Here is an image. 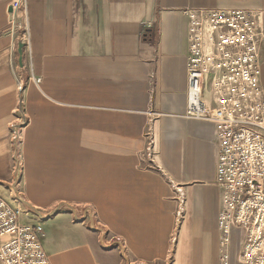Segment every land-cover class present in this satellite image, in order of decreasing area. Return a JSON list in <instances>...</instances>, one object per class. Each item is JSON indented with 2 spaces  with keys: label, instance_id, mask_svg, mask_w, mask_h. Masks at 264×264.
Segmentation results:
<instances>
[{
  "label": "crops",
  "instance_id": "obj_1",
  "mask_svg": "<svg viewBox=\"0 0 264 264\" xmlns=\"http://www.w3.org/2000/svg\"><path fill=\"white\" fill-rule=\"evenodd\" d=\"M213 8L259 13L264 94V0H0V197L43 226L51 264L239 257L243 231L224 245L218 229L216 125L187 116L192 29Z\"/></svg>",
  "mask_w": 264,
  "mask_h": 264
},
{
  "label": "built area",
  "instance_id": "obj_2",
  "mask_svg": "<svg viewBox=\"0 0 264 264\" xmlns=\"http://www.w3.org/2000/svg\"><path fill=\"white\" fill-rule=\"evenodd\" d=\"M26 3L11 0L14 10ZM199 17L206 26L192 29L187 116L216 125V182L224 190L218 216L223 244L230 242L235 228L241 229L243 262L264 264V94L260 85L259 13L213 8L203 10ZM207 35L213 48L206 46ZM211 68L222 72L215 82L219 104L214 109L203 97L206 74ZM23 213L0 197V264H51L42 243L43 226L23 222ZM228 258L226 252L222 260Z\"/></svg>",
  "mask_w": 264,
  "mask_h": 264
},
{
  "label": "rangeland",
  "instance_id": "obj_3",
  "mask_svg": "<svg viewBox=\"0 0 264 264\" xmlns=\"http://www.w3.org/2000/svg\"><path fill=\"white\" fill-rule=\"evenodd\" d=\"M40 80V79H39ZM37 82H40L38 81L37 79ZM87 220H88V223L91 224L94 226V228H101L102 227L97 223V219H96V216L94 215V211L91 209V207H87ZM104 233H105V230H103ZM105 241L106 242H111L110 241V237L108 235H105ZM174 255V254H173ZM224 263H227V264H245L241 258V256L239 255V257L237 258V260H235L233 257L228 258V260H222ZM128 263L129 264H141L139 261L135 260V259H132V258H129L128 259ZM152 264H178V260L176 259V257L172 256L169 260L165 261V262H160V263H152ZM188 264H197V261H195V259H189L188 260ZM217 264H219V262L217 261Z\"/></svg>",
  "mask_w": 264,
  "mask_h": 264
},
{
  "label": "water",
  "instance_id": "obj_4",
  "mask_svg": "<svg viewBox=\"0 0 264 264\" xmlns=\"http://www.w3.org/2000/svg\"><path fill=\"white\" fill-rule=\"evenodd\" d=\"M22 49H23V45L21 44V45H20V54H21V55H22V53H23V52H22Z\"/></svg>",
  "mask_w": 264,
  "mask_h": 264
}]
</instances>
